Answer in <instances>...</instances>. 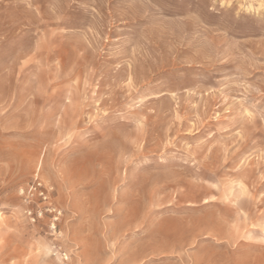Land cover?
Instances as JSON below:
<instances>
[{
	"label": "rangeland",
	"instance_id": "1",
	"mask_svg": "<svg viewBox=\"0 0 264 264\" xmlns=\"http://www.w3.org/2000/svg\"><path fill=\"white\" fill-rule=\"evenodd\" d=\"M0 264H264V0H0Z\"/></svg>",
	"mask_w": 264,
	"mask_h": 264
},
{
	"label": "bare ground",
	"instance_id": "2",
	"mask_svg": "<svg viewBox=\"0 0 264 264\" xmlns=\"http://www.w3.org/2000/svg\"><path fill=\"white\" fill-rule=\"evenodd\" d=\"M252 9V8H251ZM246 11H247V9H246ZM237 153V152H236ZM234 154V153H233ZM160 237V236H159Z\"/></svg>",
	"mask_w": 264,
	"mask_h": 264
}]
</instances>
